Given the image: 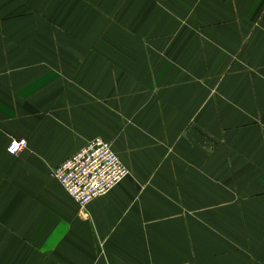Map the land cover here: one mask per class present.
<instances>
[{"label": "crops", "instance_id": "crops-1", "mask_svg": "<svg viewBox=\"0 0 264 264\" xmlns=\"http://www.w3.org/2000/svg\"><path fill=\"white\" fill-rule=\"evenodd\" d=\"M0 264H264V0H0Z\"/></svg>", "mask_w": 264, "mask_h": 264}, {"label": "built area", "instance_id": "built-area-1", "mask_svg": "<svg viewBox=\"0 0 264 264\" xmlns=\"http://www.w3.org/2000/svg\"><path fill=\"white\" fill-rule=\"evenodd\" d=\"M27 147V140L13 139L8 153L17 156ZM128 175V168L111 144L101 138L92 140L53 170L55 179L83 209L111 191Z\"/></svg>", "mask_w": 264, "mask_h": 264}]
</instances>
